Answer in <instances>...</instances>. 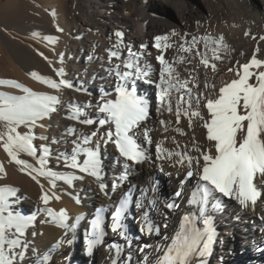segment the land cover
Masks as SVG:
<instances>
[{"label":"bare ground","instance_id":"1","mask_svg":"<svg viewBox=\"0 0 264 264\" xmlns=\"http://www.w3.org/2000/svg\"><path fill=\"white\" fill-rule=\"evenodd\" d=\"M197 1L201 4L199 9L184 0H0V81H3L0 94L25 95L22 88L14 86L19 84L59 100L56 111L37 120L35 125L17 126L19 133L31 131L34 136L37 157L23 152L18 155L31 167L24 168L11 161L0 147V165L3 166L0 188L15 193L8 197L9 209L33 218L21 237L27 248L16 249L17 252L25 251V258L17 260L16 264H113L114 260L117 264H156L162 254L156 251L157 247L166 249L171 244L172 238L181 230L185 216L190 218L192 225L195 220H200L201 228L206 227L204 220L209 219L215 233L217 231L209 253L203 257L193 256L190 264H264V195L254 206L249 203L242 207L235 198L216 194L219 201L211 200L203 205L204 212L201 213L199 202L188 203L197 190L198 178H186L187 163H178L179 157L175 155L176 152H187L199 159L202 166L201 152L215 154L213 142L207 140V129L203 126L210 119L205 105L208 99L218 97L221 87L238 78L239 66L247 63L257 48L258 58L264 60V40L260 39L264 37V0ZM167 8L174 11L176 20L168 19ZM15 17L23 18L25 23L11 30L4 21ZM117 31L123 34L118 46ZM157 36L168 37L167 41H160V48L154 46ZM193 37L199 43L191 51H182L180 46L189 47ZM201 37L213 40L223 37L228 50L218 53L222 59L212 60L213 52L205 48ZM165 44L170 46L165 48ZM110 50L118 52L119 58L109 61ZM129 50L136 55L130 56ZM160 55L175 69L173 83L179 88V91H171V112L168 103L159 101V89L155 86L160 82L161 65L157 60ZM205 56L210 65L216 64L215 71L210 65L205 67L201 63ZM130 60L142 71L150 69V76L135 80V84L123 82L127 90L134 88L136 95L148 101V115L134 136L147 159L140 163L129 161L130 166L125 169V161L115 145L105 144L101 139L109 131L114 133L115 129L110 122L103 126L99 124L106 114L100 113L98 106L116 99V88L122 82L115 74V66L120 65L123 72V62ZM61 69L63 75L58 76L57 71ZM33 72L56 82L64 79L72 87L53 89L33 78L30 75ZM184 82L186 87L180 88V83ZM250 82H254V78ZM181 97L182 109H188L190 102L191 110L199 111L203 119L192 117L190 125L189 117L182 110L177 123L176 104ZM74 106L80 109L76 119L70 118ZM84 120L93 123H82ZM39 125L44 126L46 132H38ZM5 131V123L0 121V133ZM93 132L97 135L92 136ZM85 137H90L86 144L83 143ZM77 144L98 152L101 160L99 179L66 166ZM41 145L50 150L45 168L77 177L71 185L55 180L53 187L52 178L33 171L40 168L37 158L41 154ZM157 145L162 149L159 153ZM197 147L200 152L195 150ZM169 151L173 153L171 157ZM86 158L84 152L76 154L77 163L81 165ZM196 170L194 160L193 171ZM123 172L127 173V178L121 181L119 177ZM158 177L166 180L164 197L157 192ZM101 184L105 186L103 190ZM254 184L264 194V178L260 174L254 177ZM177 191H181L179 197L175 195ZM45 194L50 198L47 204L40 199ZM125 194L129 199L124 221L127 233L121 237L109 226L112 213ZM137 201L144 205L143 209L135 207ZM153 201L154 204L150 203ZM217 202L219 207L214 208ZM168 204L177 207L169 209ZM46 209H51L54 214L65 210V223L69 226L75 223V232L61 227L58 219L50 216ZM97 209L102 210V227L106 234L89 254L87 237ZM144 212L159 231L141 232ZM192 225L184 224L185 227ZM233 237L237 238L236 250L228 242V238ZM69 239L71 245L67 243ZM57 242L61 243L54 248ZM113 245L121 249L119 255ZM202 246L201 243L198 247Z\"/></svg>","mask_w":264,"mask_h":264},{"label":"snow or ice","instance_id":"2","mask_svg":"<svg viewBox=\"0 0 264 264\" xmlns=\"http://www.w3.org/2000/svg\"><path fill=\"white\" fill-rule=\"evenodd\" d=\"M59 30V29H58ZM176 35L175 32L172 33ZM248 35V33H245ZM117 39V46L123 34L119 31L115 33ZM47 39V38H46ZM264 40V37L260 38ZM157 43L154 45L157 48L161 47L160 41H167V36L155 37ZM200 40L204 42L206 49L213 52L212 60H220L222 57L218 54L221 51H227L228 45L223 43V37L213 40L211 37H201ZM196 37L192 38V43L185 48L181 45V50L188 52L198 44ZM214 44L215 47H210ZM170 45L165 44L167 48ZM142 47H144L142 45ZM257 48L251 59L239 66L237 70V79H233L230 83L219 89V95L215 100L208 99L205 107L208 110L210 119L204 123L207 129V140L213 142L215 154L209 152H201L200 155L203 160V165H200V160L192 157L187 152H176L175 155L179 157L178 163H187L188 171L186 178L196 176L198 178L197 190L192 193V198L189 199V204H196L199 202L202 206L200 212H204L203 205L208 204L210 200H217L219 198L216 194L223 197L235 198L242 207H247L249 203L253 206L256 204L258 198L262 194L254 184V177L260 174L264 178V60L259 59ZM130 56H135L129 50ZM199 55V53H197ZM119 58V53L109 51V61L113 58ZM157 60L161 65L160 82L156 83V88L159 89L158 99L164 104L168 103V111H172L170 99L171 91L179 88L173 81L176 77L173 75L175 69L164 59L163 55L157 56ZM201 63L205 67H209L210 62L207 56L202 57ZM213 71L216 69V64L211 63ZM123 72L120 71V65L115 66V74L122 82L116 88L117 97L113 100H107L98 106V111L104 113L105 118L99 120L101 126L106 123L114 125V133L109 131L105 137L101 139L105 144L112 143L115 145L119 156L125 161L124 168L127 169L130 165L127 162L140 163L147 159L145 152L134 139L135 130L140 126L141 122L148 115V101L143 97L136 95L135 89L129 91L126 89L125 81H131L135 84V80L143 79L150 76L149 71H142L140 66L134 61L123 62ZM256 69L258 71H253ZM231 71V69H230ZM33 78L40 82L47 84L53 89L61 87H72L66 80L60 79L59 82L55 80L40 77L35 72L30 74ZM58 76L63 75V70L57 71ZM254 82H250L253 81ZM150 82V81H149ZM3 83V81H0ZM17 88H22L25 93L23 96H6L0 94V121L5 123L6 131L0 133V147L10 157L11 161L16 164L23 165L24 168L31 167L26 161L19 159V153H26L29 156L37 157V147L34 146V136L29 133L21 134L17 131V126L21 124L35 125L37 120L47 116L50 112L56 111L55 105L59 103L56 96L36 93L19 84H14ZM186 87V82L180 83V88ZM183 97L177 100L176 116L177 123L179 122L181 112L189 117V124L191 125L192 117H201L200 112L191 110L189 103L188 109H182ZM199 105V100H197ZM80 109L74 106L73 114L70 118L76 119ZM85 124H92L91 120L81 121ZM161 123H165L161 121ZM177 131H180L177 129ZM97 133L93 132L92 136ZM145 138H148V132L145 130ZM41 139H46L41 137ZM90 137H85L83 143H88ZM99 143V142H98ZM196 151L200 152L197 147ZM162 149L157 145V152ZM40 156L37 158V163L40 165L39 169H33L39 175L52 178L50 183L55 187V180H63L69 185L77 177L72 175H61L51 169H46L47 157L50 150L47 146L41 145L39 148ZM84 152L86 159L83 165L77 163L76 154ZM169 157L173 155L171 151L168 152ZM59 159V157H58ZM195 160L196 171H193V162ZM66 166L73 169H78L81 172L88 173L97 179L101 173V160L97 151L81 148L77 144L73 149V155L70 162L66 161ZM21 169V171L24 170ZM0 171H3V166L0 165ZM127 178V173H121L119 179L121 181ZM35 179V177H33ZM184 183L183 181L181 182ZM101 190L104 185H100ZM15 195L14 191L8 188H0V264H16L17 260L22 261L25 258V251L17 252L16 249L27 248V244L21 239L25 235V229L32 222V217L22 216L19 212L14 213L9 209L8 197ZM177 197L181 195V191L175 193ZM45 204L48 203L49 197L45 194L40 197ZM79 202V200H77ZM154 204L155 202H150ZM137 209H143L139 201L136 202ZM167 207L172 209L177 207L175 204H168ZM214 208L219 207V202L213 205ZM129 209V199L127 194L120 199L115 211L112 213L110 229L113 233H118L121 237H125L127 233V225L124 223ZM50 216H55L61 227L68 228L69 232H75L76 224L67 225L65 210L61 209L58 214H54L51 209H46ZM101 209H97L95 217L91 220V231L87 237V251L91 254L95 245L99 244L105 236V228L103 225V217L101 216ZM4 213H7L4 215ZM80 217H77L79 220ZM187 223L192 225V221L188 216L184 217V222L181 225V230L178 231L172 238L171 244L166 246V249L157 247L156 251L162 254L158 256L156 264H190L193 256H205L209 253L213 239L215 237V230L211 227L209 219L204 220L206 227L201 230L194 225L185 227ZM167 225L165 224V227ZM141 232L151 234L154 230L159 231V227L149 219L148 213H143V226ZM61 242H57L53 247H59ZM69 245L72 240H67ZM202 243V247H198ZM117 255L121 249L117 245ZM145 247H150L145 245ZM143 251V248L140 249ZM46 258V257H45ZM113 264H117L114 260Z\"/></svg>","mask_w":264,"mask_h":264},{"label":"rangeland","instance_id":"3","mask_svg":"<svg viewBox=\"0 0 264 264\" xmlns=\"http://www.w3.org/2000/svg\"><path fill=\"white\" fill-rule=\"evenodd\" d=\"M186 2H189L190 4L194 5L195 8L199 9L201 8V4L197 1V0H184ZM167 17L170 21H174L176 20V16H175V13L172 9L170 8H167ZM25 23V20L23 18H9L7 19L6 21H4V24L6 27H8L9 29L11 30H15V29H18L20 28L22 25H24ZM36 129H38V132L39 130L42 131V132H46L47 129L44 128V126L42 127L41 125H39ZM44 129V130H43ZM109 170L110 169H106V173L109 174ZM157 184H158V193L161 195V196H165L166 195V180L163 179L162 177H158L157 178ZM55 193H58L57 191ZM210 203H211V200H210ZM80 213L76 214V217L79 216ZM195 227H198L200 228L201 230H203L204 228H201V223H200V220H195L194 224H193ZM217 233V231H216ZM216 233H215V237H216ZM230 239V240H229ZM228 242L231 244L232 248L233 249H238V244H237V238L236 237H233V238H228ZM74 249L75 246L73 247ZM74 251V250H73Z\"/></svg>","mask_w":264,"mask_h":264}]
</instances>
